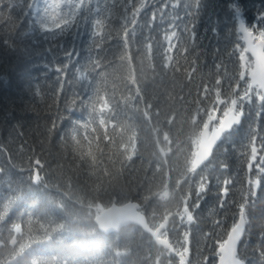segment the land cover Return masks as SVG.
Returning a JSON list of instances; mask_svg holds the SVG:
<instances>
[{"label":"trees","instance_id":"trees-1","mask_svg":"<svg viewBox=\"0 0 264 264\" xmlns=\"http://www.w3.org/2000/svg\"><path fill=\"white\" fill-rule=\"evenodd\" d=\"M233 2L257 35L264 0H203L199 14L186 0H146L124 46L117 32L122 36L123 12L131 9L127 0H94L90 7L102 14L82 22L83 34L55 37L40 30L27 0H0V264H214L241 207L248 222L239 257L264 264V192L253 208L248 183L253 138L264 136L255 97L217 158L183 183L182 196L177 191L200 130L241 94L235 87L250 65ZM97 18L104 29L89 37ZM193 25L195 42L185 31ZM172 31L176 37L166 39ZM72 50L78 55H64ZM208 181L204 207L179 221L184 198ZM128 200L151 226L171 216L169 240L182 247L188 233L187 255L161 248L135 225L100 232L94 208Z\"/></svg>","mask_w":264,"mask_h":264},{"label":"snow or ice","instance_id":"snow-or-ice-1","mask_svg":"<svg viewBox=\"0 0 264 264\" xmlns=\"http://www.w3.org/2000/svg\"><path fill=\"white\" fill-rule=\"evenodd\" d=\"M94 0H51L45 4L42 12L36 13L35 23L39 26L41 31L50 33L53 37L57 34H65L69 32H82V22L88 21L95 13L97 16L102 14V9L99 7H90ZM179 0H177V3ZM128 5H131L129 11L128 8L124 9L123 18L124 22L122 25V36L120 32H117V36L120 38L124 46L130 43V40L135 37L136 26L138 17L141 10L144 8L146 0H140L139 6L133 4V0H127ZM203 5V0H186L185 8H191L195 14H199ZM67 10H64V9ZM232 14L235 21L238 23V28L243 33L245 41H247L248 47L244 49V53H251L255 63L251 67L250 75L248 79L251 80V84L244 93L231 99L229 106L224 108L223 114H214L213 119L216 121L210 129H206L203 137L206 141V151L201 159H207L210 156L218 142L222 139H226L232 134L235 126L240 125L242 118L245 117V105L251 104L253 97L256 98V102L259 107L256 115L259 116L260 112H264V27L258 29V34L254 35L252 28L246 23L245 10L243 5L238 2L231 3ZM192 15L193 13H189ZM155 18V14L153 16ZM256 21L259 24L264 25V4L261 5V9L256 16ZM105 26V22L99 18L93 21V30L88 33L89 37L101 35V31ZM185 31L189 34V40L195 42L197 34L195 31V25L192 27H185ZM215 31V29H213ZM175 31L171 32L170 36H166V39L171 40L176 37ZM48 38V37H46ZM111 39V37H109ZM7 43V41H6ZM98 47V45H97ZM149 49L151 45L147 46ZM90 51V49H89ZM241 53L240 60L245 61L247 58ZM66 56H71L72 52L67 51L64 53ZM171 60V57H168ZM64 67H67L65 65ZM61 67H57L56 71H61ZM86 76L82 74V79ZM216 84H220V80L216 81ZM218 100L221 99L219 96L220 89H216ZM223 102V101H221ZM264 139V138H261ZM264 147V144L261 145ZM255 151V148L253 149ZM41 161L37 159L35 161V168L30 175V180L39 183V168ZM222 167L227 168V165ZM230 179H224L223 184L225 187L222 188V194L226 197ZM207 183H201L196 190L197 196L205 193L207 190ZM223 204L224 201H221ZM198 206V205H197ZM189 219H191V213H189ZM243 223L239 226L234 225L229 235L228 241L224 242L220 246L221 261L222 264H241V261L236 257V244L242 238Z\"/></svg>","mask_w":264,"mask_h":264},{"label":"water","instance_id":"water-1","mask_svg":"<svg viewBox=\"0 0 264 264\" xmlns=\"http://www.w3.org/2000/svg\"><path fill=\"white\" fill-rule=\"evenodd\" d=\"M241 34H242V41L245 43V47H248L247 41H245L243 33H241ZM248 53L251 55L250 52H248ZM253 61H254V59H253ZM254 63H255V61H254ZM250 72H251V68L249 69V75H250ZM206 129H209V123L206 125V127L202 131L201 140L199 143V149L195 154L194 162L197 163L198 165L202 164L204 161L207 160V159H201L203 157L204 152L206 151V147H207L206 141L203 137V134H204ZM138 206L139 205L136 202H127L123 205L112 204L110 207L104 209L101 213H99V214L97 213L95 218H94V221L98 225L99 229L102 231H105V232H111L112 230H118L119 228H121L123 225H125L127 223H135L138 225H140V223H141L143 226H145L149 229L148 232L152 233V231L150 230V228L147 224L145 216L142 213L137 211ZM130 207H135V212H132ZM241 223H242V221H240L236 226H239ZM155 234L156 233H154V235ZM228 238H229V236H228ZM228 238L226 239V242L228 241ZM240 240L236 244V257H237L238 245H239ZM219 252H220V248H219ZM220 257H221V252H220V256H219L217 264H222ZM241 264H243L242 261H241Z\"/></svg>","mask_w":264,"mask_h":264},{"label":"rangeland","instance_id":"rangeland-1","mask_svg":"<svg viewBox=\"0 0 264 264\" xmlns=\"http://www.w3.org/2000/svg\"><path fill=\"white\" fill-rule=\"evenodd\" d=\"M130 208H131V211H132V212H135V207H130ZM186 215L189 216V213H186ZM142 223H143V222H142ZM143 224H144V223H143ZM167 224H168V222L165 221L161 226H159V228L162 229V228L166 227ZM144 225H145V224H144ZM163 236H166V237H167V234L164 233ZM159 241H160L161 243H165V240L162 239V238H159ZM177 252H178L179 254L183 255L184 257L187 255V253L183 251V247H179V248H177Z\"/></svg>","mask_w":264,"mask_h":264},{"label":"bare ground","instance_id":"bare-ground-1","mask_svg":"<svg viewBox=\"0 0 264 264\" xmlns=\"http://www.w3.org/2000/svg\"><path fill=\"white\" fill-rule=\"evenodd\" d=\"M141 227H143L144 229H146L147 231H149V229L145 226H143L141 223H140Z\"/></svg>","mask_w":264,"mask_h":264}]
</instances>
